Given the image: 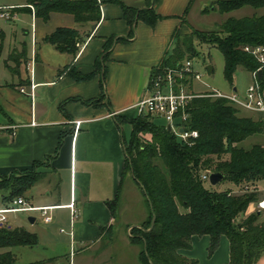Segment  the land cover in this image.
Returning a JSON list of instances; mask_svg holds the SVG:
<instances>
[{
	"label": "crops",
	"instance_id": "1",
	"mask_svg": "<svg viewBox=\"0 0 264 264\" xmlns=\"http://www.w3.org/2000/svg\"><path fill=\"white\" fill-rule=\"evenodd\" d=\"M24 1L2 0L0 4ZM123 1L138 9L154 6L162 18L154 25L139 21L127 42L114 40L105 62L106 97L96 104L88 101L102 95L103 70L86 80L76 79L72 72H93L108 40L130 35L132 28L119 3L102 0L101 19L95 24L78 23L74 15L61 12H52L47 20L36 17L34 38L32 30L19 29L18 22L26 25L27 17H32L27 10L21 12L19 21L4 22L0 27V73L4 78L0 82V175L31 169L35 161L46 162L64 134L55 157L37 167L42 179L25 196L33 206L53 209L50 222L39 212L40 224L34 216V222L16 224L36 233L39 240L35 247L21 246L23 252L39 253L26 261H19L20 252L15 254L20 264H141V246L131 241L130 229L149 218L150 207L131 173L124 174L125 142L132 126L129 123L127 139L126 123L119 124L116 116L137 115L133 106L149 94L152 68L173 53L177 35L191 32L190 12L197 0ZM60 27L80 31L84 42L77 55L60 52L45 41ZM27 36L30 42L25 40ZM5 49H11L7 56ZM247 72L250 85L253 73ZM240 111L264 120L261 113ZM115 200L112 211L109 203ZM72 202L78 210L75 218ZM210 243L207 234L193 235L191 247L179 252L199 264H227L229 238L223 235L212 254ZM257 264H264V254Z\"/></svg>",
	"mask_w": 264,
	"mask_h": 264
},
{
	"label": "trees",
	"instance_id": "2",
	"mask_svg": "<svg viewBox=\"0 0 264 264\" xmlns=\"http://www.w3.org/2000/svg\"><path fill=\"white\" fill-rule=\"evenodd\" d=\"M33 4L36 17L49 19L52 12L69 13L78 23H97L101 19L102 0H26ZM119 3L124 17L131 26L128 37L108 40L104 53L96 60L95 69L89 74L72 72L78 80H86L102 72V95L88 101L96 104L106 97L105 62L114 43L129 41L139 21L154 25L162 18L154 6L138 9ZM158 0H153L157 2ZM244 6L256 9L264 7V0H215L210 9L229 13ZM189 7L186 10L188 12ZM186 21V18H183ZM191 32L177 35L178 43L171 55L152 68L151 76L167 68L179 69L193 58L196 40L201 44L217 47L224 56V75L231 84L239 67L253 72L259 67L258 60L246 51V47L264 46V13L242 18L229 17L218 30L202 31L190 25ZM58 51L77 55L84 38L76 28L60 27L45 37ZM264 88V73L258 75ZM183 80V79H182ZM181 82V79L178 78ZM185 82V81H184ZM187 82V81H186ZM192 83V82H191ZM178 89V87H176ZM192 99L187 107L186 125L198 131V138L186 142L168 130L165 120L156 123L151 115L129 118L117 115L119 124L130 123L131 137L125 142L124 174L131 173L150 207L149 218L130 229V239L141 246V264H199L180 254L181 249L191 247L193 235H209L212 254L223 235L230 240V261L227 264H257L264 254V211L248 210L261 199L259 184L264 182V144L249 148L241 145L248 137L264 131V120L244 116L240 108L229 99L203 92ZM61 134L54 154L46 162L35 161L31 169L15 170L0 175V208L10 207L15 198L26 196L38 183L43 173L37 169L58 153L63 142ZM205 172H221L232 186L243 190L233 194L232 187L225 190L208 188L202 178ZM115 211L117 200L109 203ZM36 233L24 227L0 225V264H20L9 248L36 246ZM26 264H37L36 262Z\"/></svg>",
	"mask_w": 264,
	"mask_h": 264
},
{
	"label": "built area",
	"instance_id": "3",
	"mask_svg": "<svg viewBox=\"0 0 264 264\" xmlns=\"http://www.w3.org/2000/svg\"><path fill=\"white\" fill-rule=\"evenodd\" d=\"M30 7L33 17L32 23V36H35V23L36 10L33 4H0V21L13 22L19 19L22 8ZM246 51L254 55L259 62L257 70L253 71V82L247 88L245 95L241 96L236 92L225 94L219 90L211 91V96L223 97L230 100L232 104L240 109H246L253 112H258L264 115V88L258 79V72L264 73V46L246 47ZM182 75L191 76V81L194 79H201V74L194 70L193 61L188 59L184 62L181 68L172 69L167 68L164 71L157 72L154 76L150 77L149 81V94L139 100L133 108L137 115H151L156 118L165 120L166 125H171V132L178 138L186 141L193 142L198 138L197 130L190 129L186 122L188 120L187 107L193 98L202 96L203 92L187 91L184 87L179 85L178 78L181 79ZM178 87V89H176ZM21 92H26L25 88H21ZM210 92V91H209ZM33 95V93H32ZM77 125L81 121L76 122ZM210 172H205L202 175L204 180H208ZM262 191L261 189H259ZM264 192V190H263ZM257 210L264 211V196L255 203ZM72 209L73 218L77 217L78 210L75 209V204H70ZM53 209L51 206H33L26 197L19 196L14 199L10 207L0 208V225H7L10 223L8 213L17 212H40L45 222L52 221L50 211ZM62 231H65L62 229ZM72 233V232H71Z\"/></svg>",
	"mask_w": 264,
	"mask_h": 264
},
{
	"label": "rangeland",
	"instance_id": "4",
	"mask_svg": "<svg viewBox=\"0 0 264 264\" xmlns=\"http://www.w3.org/2000/svg\"><path fill=\"white\" fill-rule=\"evenodd\" d=\"M0 1L2 3V0ZM11 1L17 2L20 0H11ZM214 1L215 0H197V2L191 8L190 21L196 29L202 30V31L218 30L220 28V25L229 17L242 18L245 16H251L254 14L264 13V7L256 9L251 6H244L242 8L236 9L229 13H221L214 9H210L209 12L203 13L202 11L206 7L211 6ZM27 3H28L27 1H24L22 4H27ZM21 10L22 11L27 10L31 12L30 7H25V8H22ZM27 18H28V23L26 25H23L21 22H18L19 29L21 31L22 26H23L26 29L30 30V33H31L33 20L31 16ZM3 24L4 22L0 21V27L3 26ZM30 38H31L30 36H27L25 37V40L30 42L31 40ZM195 47H196V52L193 58H190V59L193 61L194 70L201 74V79H194L193 81H191V76L182 75L181 82L179 83L180 86L184 87V89H186L187 91H193V92H209V91L211 92L214 90H219L225 94H231L237 91L239 95L241 96L245 95L247 91V87L249 83L251 82L250 75L245 69H238L235 72L234 80H233V83L231 84L229 81L226 80L225 75H224L225 61H224V56L222 52L215 46L201 44L197 40L195 43ZM10 50H6V49L4 50L5 56H7L6 55L7 53L9 55ZM10 56L14 57V52L10 53ZM209 66L212 67V70L209 69ZM3 79H4L3 75L2 73H0V82L3 81ZM235 88L237 89L236 91H235ZM156 123L162 124L163 119L156 118ZM124 126H126V135H127V139H129L130 124L126 123L124 124ZM255 143H264V133L254 134L248 137L245 141L241 143V145L244 147H251ZM1 179L2 178H0V180ZM206 185L208 188L216 189V190H225V189H229V187L232 186L231 183L225 179H222L216 185H213L210 179H208L206 180ZM258 187L259 189L263 191L264 183H261L260 186ZM34 191H35L34 192L35 194H38L37 189H34ZM262 191H261V198L264 195ZM232 192L233 194H241L243 193V190H241L239 187L232 186ZM0 193H1V190H0ZM256 210L257 208L255 204H252L248 210V213L256 211ZM7 215L13 227H20L17 225H20V224L22 225L23 223L29 222L30 216L38 217L39 219L37 220V223L40 224L39 212H17V213H8ZM16 217L17 219H15ZM36 228L37 226L35 225L34 229ZM32 247H35V246H32ZM21 248L23 247L15 246V247L9 248L13 251L14 254H19V252L21 253V257L19 258V261H26L27 259L35 258L37 257L39 253L38 251H34L32 253L23 252L24 249H21ZM2 250H5V249L1 248L0 251ZM209 254H210V251H209Z\"/></svg>",
	"mask_w": 264,
	"mask_h": 264
},
{
	"label": "water",
	"instance_id": "5",
	"mask_svg": "<svg viewBox=\"0 0 264 264\" xmlns=\"http://www.w3.org/2000/svg\"><path fill=\"white\" fill-rule=\"evenodd\" d=\"M209 69L212 70V67L209 66ZM258 75L261 76V75H262V71H259V72H258ZM167 128H168V130H171V125L168 124V125H167ZM224 177H225V175H224L223 173H221V172H211V173H210V176H209V179H210V181H211V183H212L213 185H216V184H218L222 179H224ZM29 220H30L31 222H34V221H35V218H34L33 216H30V217H29Z\"/></svg>",
	"mask_w": 264,
	"mask_h": 264
}]
</instances>
